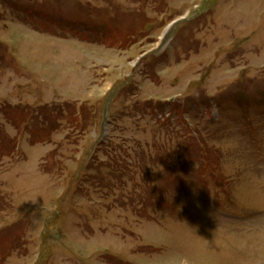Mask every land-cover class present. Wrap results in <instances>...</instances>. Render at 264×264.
Returning a JSON list of instances; mask_svg holds the SVG:
<instances>
[{"label": "rangeland", "instance_id": "obj_1", "mask_svg": "<svg viewBox=\"0 0 264 264\" xmlns=\"http://www.w3.org/2000/svg\"><path fill=\"white\" fill-rule=\"evenodd\" d=\"M0 42L3 264H264V0H0Z\"/></svg>", "mask_w": 264, "mask_h": 264}, {"label": "trees", "instance_id": "obj_2", "mask_svg": "<svg viewBox=\"0 0 264 264\" xmlns=\"http://www.w3.org/2000/svg\"><path fill=\"white\" fill-rule=\"evenodd\" d=\"M107 25H108L107 26L108 28H109V26H114L115 25V24H113V19L112 18H108V24ZM107 27H106V30H104V33L109 32V29ZM100 31H102V30H100ZM91 35H93V34L91 33ZM89 38H90V36H89ZM120 39L121 40H118V41L120 42V44H123L124 43V37L121 36ZM118 41H117V43H118ZM76 112L77 111H76V108H75V113ZM195 130H196L197 133L200 134L201 138L198 139V140H193L192 138H189V136H186L187 133H185L182 137H180V138H182L181 141H180L181 143H178V147L179 148H176V151L178 152V150H180L181 153H182V155L178 154V156H177L178 160H179V158H182V157L185 156V161H187L189 158H194L200 163V168H197V170L193 171V172L197 173V175H195V180H199L200 181L201 174L210 173L209 170L212 167L209 166L210 165L209 161L214 162V160H212L210 158V156H209V153H208V151H209L208 149L209 148L207 147L206 138L201 134L199 129H195ZM35 132L36 131L34 130V133ZM44 136H45V134L42 133V137H44ZM39 138L40 137H35L34 140L39 139ZM15 145H16V143L11 146L10 138H6V136L1 138L0 139V157L4 153L9 151L11 148L15 147ZM205 149H207V152H206ZM175 153L176 152H174V156H175ZM204 156H206V157L204 158ZM203 159H204V162L202 163L201 161ZM161 160L164 163V166L166 168H169V163L168 162L166 163L165 160H163V159H161ZM206 161L209 162V165H207L208 163L205 164ZM173 162L176 163V166H181L182 164L184 165L183 161H181V162L180 161H178V162L177 161L176 162L173 161ZM174 171L176 172V170H174ZM193 172L191 170L189 175H192ZM187 181H189V180H187ZM179 183H182V181L180 180ZM186 185H188V184H186ZM164 191H165L164 187H161V186L159 188H157L156 191H154V188H150V194H151L150 196L152 197V194H154V192H156V193L160 192L159 196H160L161 201H163L164 200V197H163V195H164L163 192ZM151 197H149V200H152ZM3 234L4 233H1V237H0V263L1 264H3L1 262L2 259H3L2 257L5 256V253H6L7 249H8V244L7 243L4 244L3 240H5L6 238H7L6 240H9V242L12 239L16 240V238H15L16 235L14 233H12L11 235H8V236L6 235V237ZM111 262H113L114 264H125V263H123V261L121 259H119L116 256H114V258H112Z\"/></svg>", "mask_w": 264, "mask_h": 264}, {"label": "crops", "instance_id": "obj_3", "mask_svg": "<svg viewBox=\"0 0 264 264\" xmlns=\"http://www.w3.org/2000/svg\"><path fill=\"white\" fill-rule=\"evenodd\" d=\"M36 53V51L34 52V54Z\"/></svg>", "mask_w": 264, "mask_h": 264}]
</instances>
